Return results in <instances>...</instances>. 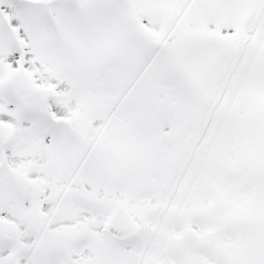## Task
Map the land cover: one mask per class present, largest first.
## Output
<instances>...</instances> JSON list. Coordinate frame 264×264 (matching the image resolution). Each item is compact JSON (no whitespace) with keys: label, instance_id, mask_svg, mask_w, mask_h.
<instances>
[{"label":"snow or ice","instance_id":"obj_1","mask_svg":"<svg viewBox=\"0 0 264 264\" xmlns=\"http://www.w3.org/2000/svg\"><path fill=\"white\" fill-rule=\"evenodd\" d=\"M0 264H264V0H0Z\"/></svg>","mask_w":264,"mask_h":264}]
</instances>
